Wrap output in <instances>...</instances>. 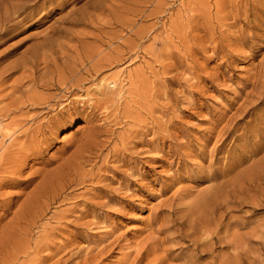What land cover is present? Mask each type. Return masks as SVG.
Segmentation results:
<instances>
[{
	"label": "rangeland",
	"instance_id": "obj_1",
	"mask_svg": "<svg viewBox=\"0 0 264 264\" xmlns=\"http://www.w3.org/2000/svg\"><path fill=\"white\" fill-rule=\"evenodd\" d=\"M0 22V70L63 75L0 80V264H264V0H0Z\"/></svg>",
	"mask_w": 264,
	"mask_h": 264
},
{
	"label": "bare ground",
	"instance_id": "obj_2",
	"mask_svg": "<svg viewBox=\"0 0 264 264\" xmlns=\"http://www.w3.org/2000/svg\"><path fill=\"white\" fill-rule=\"evenodd\" d=\"M104 1V0H103ZM106 1V0H105ZM100 2V1H99ZM91 3V2H90ZM106 6V5H105ZM105 6H104V8H105ZM88 7H90V6H88ZM93 8L94 9H100V8H102V5L100 4H93ZM92 8V6H91V9H92V11L94 10ZM103 8V9H104ZM89 9V8H88ZM18 10V9H17ZM90 12L91 13V15H93L94 13H92V11H90V10H86V13L87 12ZM97 11V10H96ZM15 12V11H14ZM17 12V11H16ZM88 12V13H89ZM93 12H95V11H93ZM89 13V14H90ZM96 13V12H95ZM13 15H14V13H12ZM73 15V14H72ZM90 15V16H91ZM89 16V15H88ZM88 16H85V14H84V17L82 18V19H79L78 18V16L76 17V19H73V20H71L72 18H75L74 16H71L69 19H70V21H68V23L70 22L73 26H78V25H81L82 23H84V21L88 18ZM6 17H8V16H6ZM11 17V16H10ZM69 17V16H68ZM93 17V16H92ZM92 17H90L89 19L91 20L92 19ZM78 18V19H77ZM94 18V17H93ZM8 19H9V17H8ZM68 19V18H67ZM68 19V20H69ZM96 18H94V20H95ZM100 18H98V20H99ZM2 20V19H1ZM7 21H9V20H7ZM6 21V22H7ZM87 21V20H86ZM89 21V20H88ZM87 21V22H88ZM87 22H85V23H87ZM96 22V21H95ZM92 24H93V22H92ZM9 25V24H8ZM12 26V25H11ZM10 26V28H12ZM14 26V25H13ZM69 29V28H68ZM8 30H9V26L7 27V25L4 23V22H0V40L2 39V36H4V34H6L7 32H8ZM11 30V29H10ZM73 30V29H72ZM71 31V30H70ZM72 32V31H71ZM77 32V31H76ZM56 33V32H55ZM60 33V32H59ZM61 33H63V32H61ZM69 35L71 34V33H68ZM73 34H74V32H73ZM77 34V33H76ZM61 35V34H60ZM68 35V36H69ZM75 35V34H74ZM73 36V35H72ZM70 37V36H69ZM75 37V36H74ZM77 38V37H76ZM53 39V38H52ZM57 41V40H56ZM63 44V43H62ZM62 48V47H61ZM64 48V47H63ZM58 51V50H57ZM57 51H56V53H57ZM37 54V53H36ZM56 54H54V56H55ZM36 56V55H35ZM34 57V56H33ZM87 57V56H86ZM39 58V57H38ZM46 57H45V54H44V59H45ZM50 58H51V56H50ZM52 58H54L53 57V53H52ZM87 59V58H86ZM43 60V59H42ZM50 60V59H49ZM52 60H55V59H52ZM37 61H38V59H36V58H32V57H30L29 59H23V62H21V63H18V62H14L13 64H11V65H8V66H6L4 69H2V70H0V80H4L5 78H7V77H9L11 74H13L14 73V71H16L18 68L20 69V70H23V74H22V76L19 78V79H16L15 81H14V84H11V85H13V86H11V88H12V93H13V95H14V93L16 92L17 93V91L19 92V91H21L22 93H24L23 91H25V90H21L22 89V87H23V83H22V80L23 79H27L29 82H33L32 83V86H39V85H42V86H48V85H55L56 84V81L58 82L60 79H59V77L62 79L63 78V75L60 73H57V71H56V74H58V75H56L55 74V71H53L52 70V72L50 71V75L51 76H49L50 78L48 79L47 78V80H45L44 79V76H43V78H41L40 77V80H38V78H36V65H37ZM46 63H47V61H45ZM51 62H53V61H51ZM55 62H56V60H55ZM54 64H57V63H53V65ZM49 65V64H48ZM38 66V65H37ZM46 66H47V64H46ZM56 66V65H55ZM49 67H51V66H49ZM46 68V67H45ZM57 68V67H56ZM68 71V70H67ZM65 72V71H64ZM71 72V71H70ZM46 74V73H45ZM64 74V73H63ZM67 74V73H66ZM72 74V73H71ZM61 75V76H60ZM65 75V74H64ZM70 75V74H69ZM57 76V77H56ZM46 77V76H45ZM48 77V76H47ZM66 78V77H65ZM74 81V80H73ZM60 83V82H59ZM74 83V82H73ZM31 84V83H30ZM54 87V86H53ZM31 88H33V87H31ZM31 88H29V89H31ZM29 89L28 90H26L25 92L27 93V92H29ZM35 89V88H34ZM33 89V90H34ZM32 91V90H31ZM30 91V92H31ZM20 92V93H21ZM22 93H21V95L20 96H22ZM25 93V94H26ZM28 94V93H27ZM30 94V93H29ZM27 97H25V95H24V97L23 98H21V100H19L20 98H19V96H17V97H15V99L16 100H14V102L12 101V103H10L9 105H7L8 107H7V110L6 111H10L11 109V107H15V108H17L18 107V105L20 104V105H24L26 102L28 103L29 101H32V102H34V100H38V98H36V94L34 95H26ZM34 96H35V98H34ZM44 100V99H43ZM39 101V100H38ZM35 103H37V102H35ZM13 110V109H12ZM7 130V129H6ZM9 130V129H8ZM10 131V130H9ZM16 131V130H15ZM15 131H10V132H8L9 134H6V135H8V136H10V139H13V137L15 136V134H16V132ZM19 134V133H18ZM9 138V137H8ZM16 138V137H15ZM16 139H18V138H16ZM15 139V140H16ZM18 141V140H17ZM16 142V141H15ZM21 143V142H20ZM28 144V143H27ZM36 144V143H35ZM10 145V144H9ZM15 145V144H14ZM20 145H22V144H20ZM20 147V146H19ZM27 147H28V145H27ZM27 147H26V144L25 145H23L21 148H19V150L21 149L22 151H26L27 150ZM37 148V147H36ZM18 149V148H17ZM28 149H29V147H28ZM31 149V148H30ZM33 149V148H32ZM31 149V150H32ZM21 151V152H22ZM3 152V151H2ZM18 152H20V151H18ZM1 153V152H0ZM12 153V152H11ZM14 153H15V151H14ZM24 153V152H23ZM13 154V153H12ZM11 154V155H12ZM17 154H19V153H17ZM9 154H7V156H8ZM20 155V154H19ZM4 155L1 153L0 154V157H3ZM6 156V157H7ZM23 156V155H22ZM16 157H18V156H16ZM20 157H21V155H20ZM11 157H10V155L8 156V160L10 159ZM14 158H15V156H14ZM2 159V158H1ZM5 159V158H4ZM16 159V158H15ZM19 159V158H18ZM3 160V159H2ZM21 160V159H20ZM23 160V159H22ZM24 160H25V158H24ZM6 161V160H5ZM19 161V160H18ZM16 162V164H17V161H15ZM22 161H20V163H21ZM3 163V162H2ZM4 163H6V162H4ZM8 163H9V161H8ZM12 163V162H11ZM0 165H3V164H1V162H0ZM13 165H14V162H13ZM6 166V165H5ZM18 166V165H17ZM8 167V166H7ZM13 167V166H12ZM15 167H16V165H15ZM9 168V167H8ZM14 168V167H13ZM15 169V168H14ZM2 170V169H1ZM4 170V169H3ZM8 170V169H7ZM6 170V171H7ZM12 172V171H11ZM10 172V173H11ZM16 172V171H15ZM13 174H15L14 172H12ZM57 175V174H56ZM5 179V178H4ZM8 180H9V178H8ZM9 182V181H8ZM7 182V183H8ZM46 182V181H45ZM3 183V182H2ZM0 184H1V182H0ZM44 189V188H43ZM39 190V189H38ZM34 192V191H33ZM35 193V192H34ZM39 194V193H38ZM41 195V194H40ZM41 197V196H40ZM9 201H5V200H0V204H2V203H8ZM4 205V204H3ZM7 206V205H6ZM185 209V208H184ZM215 210V209H214ZM212 212H213V210H212ZM195 213V212H194ZM208 213V212H207ZM214 213V212H213ZM188 215V214H187ZM221 216V215H220ZM220 216H218V218H220ZM217 218V219H218ZM187 219V218H186ZM214 219H216V218H214ZM216 219V220H217ZM180 220V219H179ZM174 221V220H173ZM190 221V220H189ZM220 221V220H219ZM217 222V223H219L220 224V222ZM223 221V220H222ZM192 222V221H191ZM179 223V222H178ZM210 223V225H211V222H209ZM208 223V224H209ZM182 224V223H181ZM202 225V224H201ZM210 225H202V226H197V227H193L192 226V228H190V229H192V231L190 232V233H187V236H191V241L193 242V244L196 246V247H201V246H204V245H206V244H208V243H210L211 242V240L213 241V239L214 240H216L217 238H218V232H216V230H215V228H217V226L216 227H212L213 226V221H212V226H210ZM218 225V224H217ZM221 225V224H220ZM219 226V225H218ZM218 231V230H217ZM220 233V232H219ZM1 239H3V235H2V237L0 238V240ZM207 247V246H206ZM213 251V250H212ZM197 253V252H196ZM200 253H202V252H200ZM213 254V253H212ZM233 254V253H232Z\"/></svg>",
	"mask_w": 264,
	"mask_h": 264
}]
</instances>
